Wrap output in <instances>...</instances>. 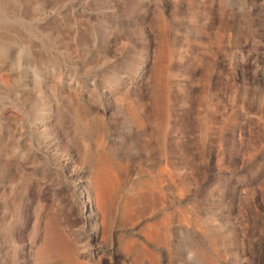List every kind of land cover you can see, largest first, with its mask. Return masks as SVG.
Returning <instances> with one entry per match:
<instances>
[{
    "label": "rangeland",
    "instance_id": "1",
    "mask_svg": "<svg viewBox=\"0 0 264 264\" xmlns=\"http://www.w3.org/2000/svg\"><path fill=\"white\" fill-rule=\"evenodd\" d=\"M75 262L264 264V0H0V264Z\"/></svg>",
    "mask_w": 264,
    "mask_h": 264
},
{
    "label": "bare ground",
    "instance_id": "2",
    "mask_svg": "<svg viewBox=\"0 0 264 264\" xmlns=\"http://www.w3.org/2000/svg\"><path fill=\"white\" fill-rule=\"evenodd\" d=\"M91 237L93 238V240H96V238H97L96 233H94V232L91 233ZM129 243H130L129 249L131 250L132 249V246L134 245V241L131 240V241H129ZM75 264H76V262H75Z\"/></svg>",
    "mask_w": 264,
    "mask_h": 264
}]
</instances>
